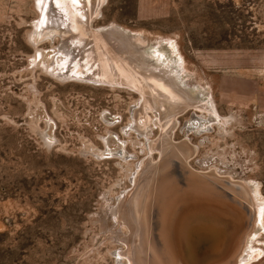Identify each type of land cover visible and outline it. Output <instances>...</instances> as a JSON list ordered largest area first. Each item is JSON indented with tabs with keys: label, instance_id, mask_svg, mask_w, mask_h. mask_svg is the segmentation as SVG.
I'll list each match as a JSON object with an SVG mask.
<instances>
[{
	"label": "rangeland",
	"instance_id": "rangeland-1",
	"mask_svg": "<svg viewBox=\"0 0 264 264\" xmlns=\"http://www.w3.org/2000/svg\"><path fill=\"white\" fill-rule=\"evenodd\" d=\"M43 4L0 0V264H121V257L128 264L125 252L134 264H184L181 256L192 264L186 248L202 253L201 237L216 224L209 217L238 227L231 218L237 210L210 194L215 187L177 169L172 161L156 175L167 183L156 206L147 208L150 234L153 227L157 234L151 256L143 261L138 251L142 244L135 245L141 231L149 238V230L139 223L141 194L134 202L133 245L127 249L119 234L128 231L116 207L119 197L136 190V165L144 162L147 173L174 145L191 148L185 162L191 170L256 189V219L251 220L241 264H264V0L102 1L89 24L91 40L93 32L111 37L108 29L115 26L142 40L145 52H163L154 60V71L163 70L166 77L140 79L157 109L154 113L141 99L154 123L147 128L143 111L135 124L129 120L140 102L130 87L110 88L107 81L92 83L82 75L60 81L56 75L68 74L53 76L42 69L39 53L50 60L67 33L57 35L56 24L40 28L45 25ZM90 48L81 50L80 63L92 69ZM73 58L67 55L66 60ZM80 65L70 71L80 70ZM177 97L189 105L178 114ZM202 103L213 114L201 111ZM159 117L170 119L161 142L166 150L155 148L150 154L148 142L162 137ZM103 139L118 155L123 145L129 162L109 152L100 155ZM89 143L95 145L90 147L93 152L86 148ZM194 213H201V220L191 223L187 218ZM233 251L222 264L235 262Z\"/></svg>",
	"mask_w": 264,
	"mask_h": 264
},
{
	"label": "bare ground",
	"instance_id": "bare-ground-1",
	"mask_svg": "<svg viewBox=\"0 0 264 264\" xmlns=\"http://www.w3.org/2000/svg\"><path fill=\"white\" fill-rule=\"evenodd\" d=\"M102 1L103 0H93L90 3H87L85 0H56V1L55 0H43L44 4L40 6L41 7L40 9L42 12L41 14L44 18V20L42 22L45 25H43V26L41 25L40 28L47 30V28H49L48 27L49 24H51V25L56 24L55 26H57L59 28V30L56 31L57 35H59L60 32H64V33L67 32V33L66 34L63 33L64 35L60 34L62 36L64 44L63 45L60 44L58 53H56L50 60H47L45 58L46 56H44L43 53H39V55L41 56L40 63L43 62V68L42 69L45 72L49 71L53 76L56 75L55 74L56 72L66 74V75L68 74L65 77H58L56 75L55 78L59 79L60 81L61 80H69V79H80V78H82V76L83 77L87 76L88 79L90 81H92V83H104V84H106V81L109 82L108 86L110 88H115L118 85H120V86L126 85V87H130L131 89H133L139 93L140 102H138L136 109L131 112L132 116H130L129 120H130V122L133 123L134 120L138 118L137 116L140 115L143 111V112H145L142 114H143V119H144L146 127L144 125H142V126L147 128L151 124L152 125L154 124L153 122L150 124V122L152 121V117L148 116V112H146V111H148L147 109L150 108L152 111L154 110L155 111L154 113H156L157 109L153 108L152 96H151V94H149V92L146 90V88L143 87V85H142L143 83L140 79L142 76H150V75H155V76H160V75L162 76L163 75L164 77H166L167 74L164 75L163 70H160L159 71L160 73H157L156 71H154V69L157 67L154 60H160L163 57V52H160L159 50H157L155 54L145 52L144 49H142L143 47L142 48L140 47L143 44L142 40H140L139 38H137L133 35L125 34L123 31L119 30L115 26H111L108 29V31L111 34V37L108 38V36L104 35L105 33H103V32H102L103 35L101 33H100L101 35H97V32H93L94 38L91 40L90 37L92 36V34L90 32L89 24H90V21H92V19L95 17V15L98 14L97 10L101 6ZM52 3H53V5H52ZM54 8H56V9H54ZM68 17H71V20L68 19ZM35 26L37 27L38 24H36ZM61 26L64 30H61L62 29V28H60ZM77 26L79 27V30H77V33L76 32H74V33L77 34L78 37L75 36L74 33L70 32V30L73 27L77 28ZM80 29H81V31H80ZM43 32H44V34L46 33L45 31H43ZM50 32H54V30H51V31L49 30V33ZM95 38H100L101 39L100 42H96V41L93 42V40H95ZM107 42H109V45L112 46V49H109L110 46L106 45ZM78 44H80L81 46L78 47ZM86 45L88 47L90 45L91 46L90 49H92L91 56L93 58V62L91 65L94 66L92 69H89L85 66V64L80 63V59L82 57L81 50L85 49L87 47ZM102 46H103V48H102ZM122 54H126L129 57H132V56L138 57L139 60H141V61L139 63H134L130 60L133 63V65H132V63H130V61L128 59H126V57H124L125 55H123L124 59L120 56ZM67 55H72V56H74V58L67 62V60H66ZM153 56H155V57H153ZM152 58H155V59H152ZM140 63L144 64L146 66L145 70H144V68L143 69L140 68L141 67ZM68 64H71V66L67 67ZM72 65L77 66V67L80 65V70L70 71L73 69V68L71 69ZM138 65L140 66L139 67L140 69L138 68ZM157 69H158V67H157ZM168 78H170V77H168ZM143 82H145V81H143ZM163 83L166 84V81H164ZM144 84H146V83H144ZM172 85L173 84H171V86ZM173 87H175V89H177L176 84L173 85ZM141 99L142 100L145 99L146 101H148L149 108L146 107L145 101H141ZM176 101L178 102V107H177L178 109H177L176 114H178L180 111L186 109V107L189 106L187 103H183L179 98ZM203 103L198 104L201 111L206 110L208 113L213 114L211 106H209L206 103L205 104H203ZM142 114H141V116H142ZM159 118L160 119H158L157 122L162 127V131H163L162 135H161L162 137L158 141H149L148 142L149 153L153 149L155 150V148L161 149V147H162L161 142L164 140V136H166V134H167L166 128L169 124L167 122H169L170 119H169V121L165 120V122H164V121H162L161 117H159ZM171 119H172V121L174 120L173 118H171ZM133 124H135V123H133ZM170 126H172V125H170ZM35 127L37 128V126H35ZM137 130H138V128H137ZM41 135H42V137H44L45 133L43 131H41ZM46 139H49V138H46ZM148 140H150V139L148 138ZM148 140H146V141H148ZM103 142L105 145V150L101 151L100 155H103L105 152L112 153L113 155H118V151L113 152L112 149H109V147L105 143L104 139H103ZM46 144L49 145V142L46 141ZM94 146L95 145L93 143H89L86 146V148L89 151L93 152L92 149H90V147L92 148ZM122 146L119 147L120 148L119 152H122V153L119 154L118 156L122 161L128 163L129 159H128L127 155L125 154V149ZM93 154H95V153H93ZM160 155H162V154H160ZM144 166H145L144 162H142L141 164L138 162V164L136 165V170H135V172H133V178H132L135 181V187H133V188H135L136 190L135 191H133V190L127 191L126 190L127 192L124 193L121 197H119V203H118V206L116 207V210L121 212V215H120L121 219L120 218L119 219L123 221V223L126 227V230L128 231V235L124 234L122 236H121L122 233L118 232L120 234V237L123 238V240H121V239L120 240L125 241L126 242L125 244L128 245L127 249L133 245L134 238L136 237V234H137V223H136V217H135V211H134V202H135V199L137 198V195L139 194V184H138L139 176L142 173L143 169L145 168ZM157 175H158V173H157ZM133 185H134V183H133ZM238 189L241 191L242 195L244 196V199L245 200L248 199L250 201V204L254 207V195H258V192L256 191V189L251 187V186L246 187L244 185H239ZM209 192L213 197L215 196V197L221 198V199L224 198L222 195H220V193H218L219 191L216 189H210ZM196 195H198V194H196ZM200 195H203V194H200ZM202 197H204V196H202ZM222 201H224V200H222ZM228 207H230V206H228ZM140 208H141V210H140L139 223L141 224V228L147 229L150 231L151 221H149L150 217H148V216H150L149 214L151 212L149 211L148 216H147V210L148 209H147L145 203H142ZM228 210H229V208H228ZM236 210H237V212H236V214H234L235 216L232 215L231 218L234 220L236 219L240 223L242 218L245 216V212L243 211V206L240 204ZM118 211H116V212H118ZM232 211H233V213H235L234 210H232ZM116 212H115V214H116ZM111 216H113V215H111ZM201 216H202L201 213H200V215L194 213L193 215L188 216L187 220L191 221V223H194L196 220H199V219L201 220ZM209 218H211V220H214V222H216V224L212 227L211 230L206 232V234L201 237V240L203 243V247L201 249L202 253L193 252V251L186 248V253L189 257H191L192 264H199L202 262L212 260L215 257L222 254L224 251H227L230 247L232 237L236 233L237 224L235 222L223 221V220L218 221L216 218L212 217V215ZM255 219H256L255 216H252L250 218V220H253V221H255ZM237 229H238V227H237ZM250 233H251L250 226L244 229L243 236H242L239 244L236 246V250L234 249L235 251H233V252H235V254L233 255L236 258L235 262L233 261L231 264H241V261H242L241 259L245 255L244 250L246 249L248 236L250 235ZM139 237H141V238L145 237L144 232L142 233V231H141L139 233ZM240 244H241V246H240ZM121 253H123V252H121ZM124 256H128V259H129L128 264H134L127 252H125ZM117 260L121 264L126 263V261L122 260V257L118 258ZM148 261L150 264L151 260H148ZM156 263L157 262H153L151 264H156Z\"/></svg>",
	"mask_w": 264,
	"mask_h": 264
},
{
	"label": "water",
	"instance_id": "water-1",
	"mask_svg": "<svg viewBox=\"0 0 264 264\" xmlns=\"http://www.w3.org/2000/svg\"><path fill=\"white\" fill-rule=\"evenodd\" d=\"M161 145L162 147L160 150L165 151L166 147H164L162 143ZM189 149L191 150L189 146L184 147V146L174 145V148L169 147V149L167 150L166 157L163 159L161 163L151 168L147 173L145 171L146 169L143 170L142 172L143 174L139 179V195L141 194L140 201L142 203H145L147 205L146 206L147 208L153 207V204L156 206L158 200L157 195L159 191L167 183V182L164 183L163 181L159 180L160 178L156 180V175L158 171H160L161 168L164 166V164L168 163L169 161H172L171 165H175L177 169L183 171L186 174H191L196 177H200L205 182H207L208 184L219 190L223 194L227 203L230 204L233 209L236 210L238 206L241 204L243 206V211L245 212V216L238 224V231L236 232L232 240L230 250L224 251L222 254H220L219 256L215 257L212 260L199 263V264H222L227 261L229 256L232 254V251L239 244L243 236L244 229L251 226L252 221L250 220V218L252 217L253 206L250 204V201L248 199L246 200L244 199V196L242 195L241 191L238 189L239 185H244V184L230 182L226 179L218 178L210 173H201V172L193 171L190 168H188L185 162H186V158L189 156L188 153ZM147 174H150V176L146 178L145 176ZM148 212L149 211H147V216H148ZM148 233H149V238L143 237L141 239V237H138L137 240H135V245L142 244V247H139L138 251L141 254V259L143 261H146V259H148L147 257L148 256L150 257L152 251L154 250V248H156L155 246L157 242V234L155 227H153L151 234L150 231H147V235ZM148 246H150V249ZM180 258L182 259V263L190 264L184 259L183 256H181ZM143 264H146V262H143Z\"/></svg>",
	"mask_w": 264,
	"mask_h": 264
}]
</instances>
